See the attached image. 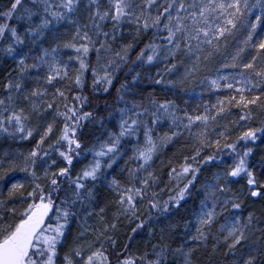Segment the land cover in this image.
I'll list each match as a JSON object with an SVG mask.
<instances>
[{
    "label": "snow or ice",
    "instance_id": "6c2138e0",
    "mask_svg": "<svg viewBox=\"0 0 264 264\" xmlns=\"http://www.w3.org/2000/svg\"><path fill=\"white\" fill-rule=\"evenodd\" d=\"M262 146L264 0H0V264H264Z\"/></svg>",
    "mask_w": 264,
    "mask_h": 264
},
{
    "label": "trees",
    "instance_id": "16d2710c",
    "mask_svg": "<svg viewBox=\"0 0 264 264\" xmlns=\"http://www.w3.org/2000/svg\"><path fill=\"white\" fill-rule=\"evenodd\" d=\"M199 92H200V88L198 87V88L196 89V93H193V96H197V94H198ZM209 98H212V97H211L208 93H205V99H209ZM185 99H189V98H188V97H185ZM22 147H23V148H27L28 145H27V144H24V145H22ZM177 147H179V145H177ZM262 147H264V146H262ZM175 150H176V149L170 147L168 150L165 151V153H164V155H163V159L167 160V159L172 155V153H173ZM258 151H259V149H258ZM260 206H261V205H260L259 202L255 205L256 208H259ZM144 239H145V242L148 241V237H147V236H145ZM151 242L154 243L155 241L153 240V241H151ZM149 248H150V244H149Z\"/></svg>",
    "mask_w": 264,
    "mask_h": 264
}]
</instances>
